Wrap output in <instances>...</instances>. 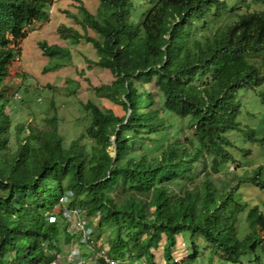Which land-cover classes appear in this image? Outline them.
Listing matches in <instances>:
<instances>
[{
	"label": "trees",
	"instance_id": "1",
	"mask_svg": "<svg viewBox=\"0 0 264 264\" xmlns=\"http://www.w3.org/2000/svg\"><path fill=\"white\" fill-rule=\"evenodd\" d=\"M98 1L104 17L73 16L81 30L50 11L64 15L61 38L94 55L65 66L78 117L65 120L52 97L40 129L16 116L31 92L12 89L10 69L50 12L44 0H0V264H57L66 235L87 264H264V199L247 192L264 191V139L239 120L241 90L264 104V0ZM232 132L245 134L242 148ZM76 209L95 228L87 256L83 231L68 230ZM178 237L191 247L181 261Z\"/></svg>",
	"mask_w": 264,
	"mask_h": 264
},
{
	"label": "rangeland",
	"instance_id": "2",
	"mask_svg": "<svg viewBox=\"0 0 264 264\" xmlns=\"http://www.w3.org/2000/svg\"><path fill=\"white\" fill-rule=\"evenodd\" d=\"M49 12L52 11V7L55 13V7H60L62 11H66L65 19L67 26H75L81 30V26L76 24L73 16L78 17L79 19L84 18V10L87 9L93 14H96L98 18L104 17L106 14V5L102 4L98 0H44ZM57 4V5H56ZM53 5V6H52ZM69 14V15H67ZM50 21H41L35 25L33 32L29 34L27 39L23 42V58L18 60L16 57V61L14 62L11 70V78L10 82L12 84V89L14 90L17 86H22L23 89H26L28 92H31L29 95L28 102H24V106L26 110L22 113L16 114L22 121L29 122L30 124L37 125L40 129L45 127L44 119L47 117L53 116L54 106L51 104L52 97H56L60 103L59 109L61 110V116L65 118V120H69L72 117H78V104H75L74 101L76 99V95H73V90L75 93L79 92L81 89L75 90L77 80L72 78L74 74L69 73L68 69L65 68L67 65H78L82 63L83 55H87L90 51L91 54L94 55L92 50L83 44L74 45L64 41L58 32L59 23H62L64 15H56L49 14ZM53 17V18H52ZM45 41L49 45H60L64 49H70L72 51V58L65 57H46L42 54V51L39 48V42ZM60 65V66H59ZM48 69V77L44 79L40 76V72L42 68ZM66 83V85H65ZM64 84V85H63ZM42 89V94H39ZM239 99L242 104V111L239 117V120L242 122L244 128L255 129L257 137L261 140L264 139V104L261 102V99L258 94L253 92L252 90H241L239 93ZM106 105H110L111 102L105 99ZM117 112H120L119 107L114 108ZM74 113V116H73ZM74 128H76V124H74ZM26 132H22L20 137H25ZM230 138L234 139L236 144L242 148L246 143L245 134L232 132ZM257 141L258 144L261 142ZM258 157H262L263 160L258 158L257 163L260 164L264 161V142L261 145V150L258 153ZM260 159V160H259ZM257 166L251 167V169L256 168ZM238 169L236 165H231L228 168V178H232L233 171ZM250 172V168H247ZM246 169H239V174H243ZM219 174L214 173L213 179H217ZM222 175V174H221ZM247 177V173H244ZM223 177V180H226V175ZM229 181V180H228ZM232 183H236L235 180ZM248 193H254L252 195L256 201L258 199H264V191H259L249 188ZM253 200V199H252ZM251 201V200H250ZM58 209L60 207L58 206ZM58 211V210H57ZM80 210H68L65 211V216L69 218L68 220H72L71 225L68 226L69 232L74 235L77 231H83L82 242L85 243V246L82 249V255L87 256L89 253L88 250L89 245L87 241L90 236L94 233L95 228L92 224H86L88 222L87 216L85 213L80 214ZM73 216V217H72ZM75 219H72V218ZM53 217H49V221H52ZM68 231H63V234ZM97 235L94 238L96 239ZM112 236H108L106 234H102L100 236L99 244L106 245V241ZM71 235L64 236L62 240L63 245L67 248L68 245V254H57L56 257L59 258L57 260V264L61 263V261H67L72 264H81L85 263V260L81 258L80 247L76 242L72 241ZM189 239V236L186 237ZM179 243L176 246V251L174 252V257L181 261V259L185 258L188 253L187 250L190 249V246H185L182 243V238L178 237ZM61 243V244H62ZM101 253V252H99ZM96 253L92 258H95L99 255ZM85 258V257H84ZM83 259V260H82ZM200 259V258H199ZM87 261V260H86ZM189 264H203L199 260L191 262Z\"/></svg>",
	"mask_w": 264,
	"mask_h": 264
},
{
	"label": "built area",
	"instance_id": "3",
	"mask_svg": "<svg viewBox=\"0 0 264 264\" xmlns=\"http://www.w3.org/2000/svg\"><path fill=\"white\" fill-rule=\"evenodd\" d=\"M110 264H115V262L113 260H110Z\"/></svg>",
	"mask_w": 264,
	"mask_h": 264
}]
</instances>
